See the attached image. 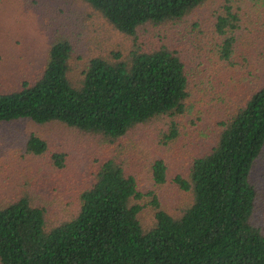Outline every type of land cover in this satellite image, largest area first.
<instances>
[{
	"label": "trees",
	"instance_id": "1",
	"mask_svg": "<svg viewBox=\"0 0 264 264\" xmlns=\"http://www.w3.org/2000/svg\"><path fill=\"white\" fill-rule=\"evenodd\" d=\"M83 1L130 45L92 55L73 80L74 42L57 34L40 74L19 89L0 92V123L58 122L96 135L110 147L137 125L169 119L163 139L173 141L179 136L176 120L189 109L188 66L172 44L146 43L140 36L185 19L209 0ZM257 2L264 5V0ZM239 26L238 12L225 0L215 16L212 51L227 65L229 80H234L232 69H238ZM261 69L258 83L219 120L213 143L193 157L185 175L174 178L190 197L178 213L164 207L155 190L144 191L138 175L109 156L79 190L77 212L51 228L46 205L23 189L15 191L17 197L5 194L0 200V264H264V208L254 178L264 158ZM234 81L240 89V80ZM25 141L31 154L49 150L47 140L35 132ZM52 159L57 168L64 167V153L55 152ZM168 175L164 159L151 164L155 184H165ZM146 197L149 202H142ZM148 203L153 221L146 226L141 213Z\"/></svg>",
	"mask_w": 264,
	"mask_h": 264
},
{
	"label": "rangeland",
	"instance_id": "2",
	"mask_svg": "<svg viewBox=\"0 0 264 264\" xmlns=\"http://www.w3.org/2000/svg\"><path fill=\"white\" fill-rule=\"evenodd\" d=\"M230 2L240 16L237 34L242 44L236 57L238 69H232L234 80H240V89L234 80H229L227 65L212 51L215 16L225 0H209L185 19L164 28H150L140 36L146 43L172 44L188 66L189 109L176 120L179 123L176 139L164 142V133L171 126L169 119L137 125L110 147L96 135L58 122L0 123V200L5 201V194L14 195L23 189L34 202L47 206L48 228H51L77 212L79 190L87 187L102 159L116 156L130 172L138 175L144 191L155 190L163 206L178 213L190 197L174 178L185 175L193 157L213 143L220 130L219 120L227 117L245 92L258 83L257 74L264 67L261 57L264 53L260 52L264 50L263 3ZM196 22L199 27H195ZM57 34H67L74 42L73 80L80 78L92 55H106L131 43L83 0H0V92L19 89L24 80L40 74L50 43ZM32 132L49 144L43 155L25 149V140ZM55 152L65 154L62 169L54 164ZM159 158L166 161L169 169L168 180L161 185L155 184L151 177V164ZM254 178L264 208V158L257 163ZM149 200L146 197L142 202ZM141 218L146 226L152 224L153 209L149 203Z\"/></svg>",
	"mask_w": 264,
	"mask_h": 264
}]
</instances>
